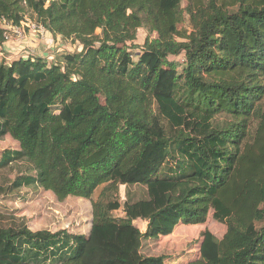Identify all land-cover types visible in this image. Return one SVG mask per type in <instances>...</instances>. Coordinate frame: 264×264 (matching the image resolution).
<instances>
[{
    "label": "trees",
    "instance_id": "obj_1",
    "mask_svg": "<svg viewBox=\"0 0 264 264\" xmlns=\"http://www.w3.org/2000/svg\"><path fill=\"white\" fill-rule=\"evenodd\" d=\"M183 1L0 0V53L27 20L81 48L0 57V141L19 144L0 169L24 166L6 192L38 187L92 206L88 235L0 226V264H166L144 257L143 241L210 212L226 234L205 230L199 259L181 264H264V176L255 218L234 211L264 141V0H186L190 31L179 29ZM121 187L146 198L122 206Z\"/></svg>",
    "mask_w": 264,
    "mask_h": 264
},
{
    "label": "rangeland",
    "instance_id": "obj_2",
    "mask_svg": "<svg viewBox=\"0 0 264 264\" xmlns=\"http://www.w3.org/2000/svg\"><path fill=\"white\" fill-rule=\"evenodd\" d=\"M188 1L184 0L181 5L183 19L179 25L181 31H190L189 18L185 12ZM43 29L33 31L32 29L14 28L5 34L6 43L1 50L3 56L9 61L21 56L39 55L45 52V56L53 58L55 54L77 53L81 48L70 40L60 38L53 39L43 34ZM100 31H98V34ZM155 35H152V38ZM149 37L146 29L137 32V40L132 46L133 52L137 53ZM177 62L182 58L175 59ZM19 150V144L10 136L0 141V161L6 152ZM252 156L243 168V182L241 184L240 198L234 206L238 216L249 224L256 216L261 207L260 182L264 176V141H256ZM253 162L256 164L254 165ZM254 166L252 173L250 165ZM24 166L10 165L0 169V226L8 225V222L17 220L18 223L25 222L33 231H50L58 233L69 231L74 234L88 235L91 223L92 206L91 202L69 198L59 202L56 197L42 188H22L12 193H7L13 182L21 176ZM100 191L95 195L98 198ZM146 198L145 187H121L117 199L122 206L128 201L136 202ZM115 218L124 217L123 209L114 212ZM135 225L146 232L148 223L143 221L135 222ZM205 230L210 231L218 240H222L226 234L227 227L216 222L209 213L206 222L202 225L178 226L171 235L161 237L154 241L144 240L141 253L144 257H164L166 264H181L199 259V248L202 242V235Z\"/></svg>",
    "mask_w": 264,
    "mask_h": 264
},
{
    "label": "built area",
    "instance_id": "obj_3",
    "mask_svg": "<svg viewBox=\"0 0 264 264\" xmlns=\"http://www.w3.org/2000/svg\"><path fill=\"white\" fill-rule=\"evenodd\" d=\"M14 28H23L25 31L28 28V29H32L34 32L35 31H40L41 29H43V31H44L43 34H46L45 29L42 26H37L34 23H32L31 21H29V20L23 22L21 27H14ZM14 28H12V29H14ZM10 31H8V32H10Z\"/></svg>",
    "mask_w": 264,
    "mask_h": 264
}]
</instances>
